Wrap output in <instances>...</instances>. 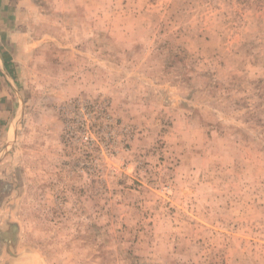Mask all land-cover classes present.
Here are the masks:
<instances>
[{
	"label": "rangeland",
	"instance_id": "obj_1",
	"mask_svg": "<svg viewBox=\"0 0 264 264\" xmlns=\"http://www.w3.org/2000/svg\"><path fill=\"white\" fill-rule=\"evenodd\" d=\"M13 3L0 264H264V0Z\"/></svg>",
	"mask_w": 264,
	"mask_h": 264
},
{
	"label": "crops",
	"instance_id": "obj_2",
	"mask_svg": "<svg viewBox=\"0 0 264 264\" xmlns=\"http://www.w3.org/2000/svg\"><path fill=\"white\" fill-rule=\"evenodd\" d=\"M11 1V6L15 5L17 9V4ZM8 0H4L0 3V168L3 160L5 159L6 149H7V132L9 129L10 122L12 121V112L15 107V98L12 96L13 85H12V75L13 69L10 63L11 60V47L12 39L16 37L17 31L15 17L13 13L7 12L8 10L14 12L15 8H8ZM7 6V7H6ZM7 118H11L10 122H6ZM7 183H0V218L4 212L5 200L11 196V194L4 193L7 189ZM10 188V187H9ZM10 193V192H9ZM14 220L11 218L0 220V245H5L7 242L13 240L15 235V226L13 225ZM4 243V244H3Z\"/></svg>",
	"mask_w": 264,
	"mask_h": 264
},
{
	"label": "water",
	"instance_id": "obj_3",
	"mask_svg": "<svg viewBox=\"0 0 264 264\" xmlns=\"http://www.w3.org/2000/svg\"><path fill=\"white\" fill-rule=\"evenodd\" d=\"M12 85H13V83H12ZM8 147V146H7ZM15 235H16V229H15ZM15 235L13 236V239H14V237H15ZM7 245H10V241H9V243L7 242Z\"/></svg>",
	"mask_w": 264,
	"mask_h": 264
}]
</instances>
